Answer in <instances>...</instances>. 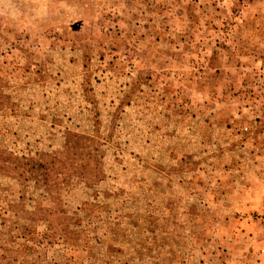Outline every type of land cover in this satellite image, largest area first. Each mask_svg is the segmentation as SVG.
Wrapping results in <instances>:
<instances>
[{
  "label": "rangeland",
  "instance_id": "1",
  "mask_svg": "<svg viewBox=\"0 0 264 264\" xmlns=\"http://www.w3.org/2000/svg\"><path fill=\"white\" fill-rule=\"evenodd\" d=\"M0 264H264V0H0Z\"/></svg>",
  "mask_w": 264,
  "mask_h": 264
}]
</instances>
